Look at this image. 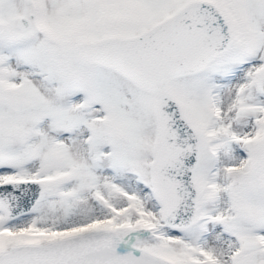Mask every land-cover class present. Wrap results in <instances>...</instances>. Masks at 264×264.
<instances>
[{"label":"snow or ice","instance_id":"1","mask_svg":"<svg viewBox=\"0 0 264 264\" xmlns=\"http://www.w3.org/2000/svg\"><path fill=\"white\" fill-rule=\"evenodd\" d=\"M0 264H264V0H0Z\"/></svg>","mask_w":264,"mask_h":264}]
</instances>
